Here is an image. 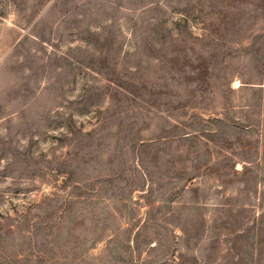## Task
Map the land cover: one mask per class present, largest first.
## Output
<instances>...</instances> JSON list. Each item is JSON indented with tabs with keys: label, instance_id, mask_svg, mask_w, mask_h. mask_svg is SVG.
I'll use <instances>...</instances> for the list:
<instances>
[{
	"label": "rangeland",
	"instance_id": "rangeland-1",
	"mask_svg": "<svg viewBox=\"0 0 264 264\" xmlns=\"http://www.w3.org/2000/svg\"><path fill=\"white\" fill-rule=\"evenodd\" d=\"M0 264H264V0H0Z\"/></svg>",
	"mask_w": 264,
	"mask_h": 264
}]
</instances>
